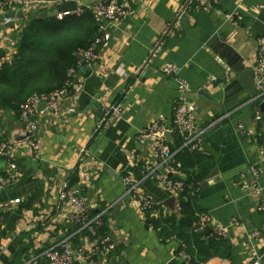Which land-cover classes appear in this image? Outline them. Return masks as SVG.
<instances>
[{
    "label": "crops",
    "instance_id": "obj_1",
    "mask_svg": "<svg viewBox=\"0 0 264 264\" xmlns=\"http://www.w3.org/2000/svg\"><path fill=\"white\" fill-rule=\"evenodd\" d=\"M27 1L30 14L51 17L66 2L75 4L73 14H82L102 0ZM185 4V0H134L133 16L109 26L110 38L98 60L90 68L80 67L83 82L77 98H64L57 115L36 109V154L27 146L18 110H0V142L13 145L9 157L16 169L12 171L0 159V174L13 178L0 190V264H48L43 252L63 240L75 252L74 264H103L99 256L91 255V236L71 221L74 208L58 199L66 181L89 207L91 217L100 215L102 224L97 230L105 227L104 236L116 245L105 264H167L171 260L181 264L176 259L177 240L162 242L149 230L146 214L126 194L122 182L127 175L135 179L141 175V164L133 162L130 154L140 155L143 162H155L137 143L138 130L159 115L172 127L173 105L180 99L193 108L198 127L212 125L202 144L219 156L218 163L212 158V171L217 169V174L200 183L194 207L196 213L209 215L225 229L232 251L229 260L214 258L206 264L264 261V216L258 211L264 202V158L257 153L264 135V113L260 109L261 123L254 119L260 106L249 102L253 96L248 93L232 104L220 94L217 98L213 86L226 70L211 49L225 37L246 68L252 69L257 39L264 37V0H213L209 13ZM17 21L21 24L0 30L1 54L7 51L0 64L10 62L16 52L26 20ZM4 23L0 21V26ZM165 31L163 47L150 58ZM166 64L177 66L179 78L189 85L187 92L181 94L174 81L162 74ZM117 103L121 116L97 130L104 109ZM70 107L74 113L68 111ZM175 139L167 143L173 145ZM202 144L198 152L207 155ZM252 168L257 170L259 193L252 188ZM140 191L162 206L163 215L172 213L163 205L168 196L162 187L147 180L142 181Z\"/></svg>",
    "mask_w": 264,
    "mask_h": 264
},
{
    "label": "built area",
    "instance_id": "obj_2",
    "mask_svg": "<svg viewBox=\"0 0 264 264\" xmlns=\"http://www.w3.org/2000/svg\"><path fill=\"white\" fill-rule=\"evenodd\" d=\"M134 0H102L89 8L90 13L96 22V36L93 42L86 49L79 50L77 55V63L75 66L67 69L65 79L60 88H57L49 93L33 94L28 97L18 107L19 121L28 136L27 146L34 154L39 151V144L37 141V122L34 116L39 105H44L45 109L50 113L57 115L61 111L62 100L66 97L77 98V92L82 89V76L80 75V67L90 68L99 58V51L104 46L109 38V26L127 17H132L134 9L132 3ZM185 6H194L197 11L209 13L213 8V0H185ZM30 2L27 0H2L0 1V15L7 14L11 9H25L27 13H23V19L27 20L30 15L28 6ZM183 6L180 9L181 14L185 9ZM75 15H80L77 12ZM73 12H64L56 15L58 20L63 17L74 15ZM169 27H167L168 30ZM166 30V31H167ZM166 31L158 39L153 50L150 53V58L155 57L158 51L164 45ZM2 52V45L0 43V54ZM150 60V59H149ZM148 60V61H149ZM253 70V84L255 88V95L250 99V103H264V37L257 39V51L252 66ZM165 77L170 78L176 84L177 90L183 94L189 90V85L179 78V69L174 64H166L161 69ZM70 113L75 112V108H68ZM193 108L185 104L181 99L174 103L172 111V127L163 115H159L155 120L147 126L138 130L136 140L139 145L148 153L151 159L155 162H143L144 159L138 154H130V159L141 164V175L139 179L132 176H125L122 182L126 187V194L136 199L140 204L141 211L146 214L150 213V217H156L159 210L154 211L156 204H153L141 191L140 186L142 181H153L158 186L162 187L168 198H176L177 205L179 198L185 188V174L182 172V166L176 161L175 155L183 150L189 152H198L201 150V144L204 133L212 126H207L205 129L196 125L192 117ZM122 109L120 104H112L104 109L103 116L97 123L96 129H102L114 122L121 116ZM228 116V115H226ZM254 119L261 123L262 114L260 108H257ZM239 129L243 132L242 126ZM171 133L172 137L179 142L177 148L172 150L167 143L165 134ZM13 145L9 142H0V159L6 160L9 168L15 171V165L10 161V151ZM257 153L264 158V135L257 145ZM253 184L252 188L255 193H259L260 189L255 185L257 170L252 168L250 170ZM13 181L12 177L0 174V190L8 183ZM199 192V186L192 191L195 195ZM58 199L65 201L74 208V214L71 221L76 224L79 229L87 231L92 238L91 255L99 256L103 264L108 263V256L116 249V245L109 236L98 235L97 228L101 226L102 221L100 215L91 217L90 209L84 200L78 195L76 189L67 181L63 183ZM18 203V199L14 201ZM178 209V207H177ZM258 211L264 216V202H261ZM197 220L193 224L195 232H202L205 228H210L211 233L216 238H225L226 232L223 227L215 223L213 219L205 214H196ZM149 230L154 232L152 226ZM179 250L176 253V259L181 264H188L190 261L186 253V246L182 242H177ZM74 250L68 240H63L53 244L51 247L43 252V257L48 264H74ZM87 255V261H90V256ZM247 264H264L261 259H255Z\"/></svg>",
    "mask_w": 264,
    "mask_h": 264
},
{
    "label": "trees",
    "instance_id": "obj_3",
    "mask_svg": "<svg viewBox=\"0 0 264 264\" xmlns=\"http://www.w3.org/2000/svg\"><path fill=\"white\" fill-rule=\"evenodd\" d=\"M95 36L96 22L89 11L62 20L48 17L47 13L41 17L30 14L11 61L0 64V110H18L31 95L60 88L67 69L77 63L76 53L89 47ZM178 145L175 139L170 147L174 150ZM175 159L185 174V188L177 212L163 215L162 206H155L154 211L159 210V213L156 217L146 213L147 225L153 227L162 242L175 239L184 243L190 258L188 264H206L214 258L229 260L232 245L228 239L216 238L211 232L204 236L203 231L195 232L193 228L197 220L194 201L198 193L193 195L192 191L211 173L213 159L187 150L177 153ZM97 231L101 235L107 232L105 227Z\"/></svg>",
    "mask_w": 264,
    "mask_h": 264
},
{
    "label": "water",
    "instance_id": "obj_4",
    "mask_svg": "<svg viewBox=\"0 0 264 264\" xmlns=\"http://www.w3.org/2000/svg\"><path fill=\"white\" fill-rule=\"evenodd\" d=\"M74 11H76L75 4L71 2H66L63 5H60L57 9H55V11L50 14V16L54 17L59 13ZM16 18L22 19L23 13H18V15L15 13H7L0 15V21L5 22L3 26H0V30H3L4 27L13 24H21L20 21L15 22ZM211 49L225 64L224 67L226 70V75L224 76V78L222 80H218L213 86V88L217 90L215 94H220L223 97L224 101H229L231 102V104L233 102H236L238 98L243 96L245 93H248L250 96H254L256 91L253 84V70L250 68H246V66L243 64V60L236 53V51L230 45H227L225 43V37H220L218 41L211 46ZM6 53L7 51L0 55V61L5 58ZM217 96V98H219V95ZM44 108V105H39L37 107V110H43ZM260 109L262 110V113H264V103L260 105ZM165 138L168 143L172 142L173 137L171 133H166ZM202 150L211 158H213L215 163L219 162V156L217 155V153L206 143L202 144ZM216 174L217 169H214L209 175V178H213ZM163 205L168 208L171 212H177L176 198H168ZM210 231V228H205L203 230V235L206 236L208 233H210ZM167 264H177V261L171 260Z\"/></svg>",
    "mask_w": 264,
    "mask_h": 264
},
{
    "label": "bare ground",
    "instance_id": "obj_5",
    "mask_svg": "<svg viewBox=\"0 0 264 264\" xmlns=\"http://www.w3.org/2000/svg\"><path fill=\"white\" fill-rule=\"evenodd\" d=\"M211 232V231H210Z\"/></svg>",
    "mask_w": 264,
    "mask_h": 264
}]
</instances>
